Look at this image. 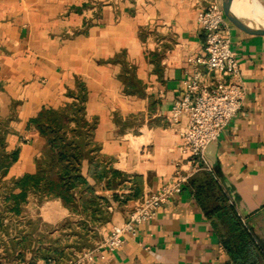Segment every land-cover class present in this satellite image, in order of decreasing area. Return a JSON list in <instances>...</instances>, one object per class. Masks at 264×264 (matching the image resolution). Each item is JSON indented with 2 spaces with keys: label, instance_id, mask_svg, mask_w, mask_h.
Here are the masks:
<instances>
[{
  "label": "crops",
  "instance_id": "0c3cea01",
  "mask_svg": "<svg viewBox=\"0 0 264 264\" xmlns=\"http://www.w3.org/2000/svg\"><path fill=\"white\" fill-rule=\"evenodd\" d=\"M204 6L192 0H0V133L4 150L17 153L0 186L35 173L45 140L30 121L42 109L70 105L81 90L98 155L123 178L108 189L82 164L87 186L103 199L106 220L93 227L99 239L124 222L143 195L176 170H189L169 114L185 93L192 71L187 60L204 56L196 22ZM224 21L245 99L207 147L205 162L264 257V34ZM198 69L211 86L213 76L203 65ZM38 205L55 208L47 216L53 225L83 219L57 199L38 204L29 197L19 216L2 223L18 235L38 221ZM227 234V223L205 215L188 182L135 237L113 253L100 251L93 264H234L223 247Z\"/></svg>",
  "mask_w": 264,
  "mask_h": 264
},
{
  "label": "trees",
  "instance_id": "16d2710c",
  "mask_svg": "<svg viewBox=\"0 0 264 264\" xmlns=\"http://www.w3.org/2000/svg\"><path fill=\"white\" fill-rule=\"evenodd\" d=\"M81 91L83 95L74 98L70 105L56 110L42 109L30 121V125L45 140V145L35 160L34 174L24 175L8 185L0 186V228L2 218L21 214L30 196L37 197L39 201L57 199L68 211L83 218L77 222L78 235L86 231L93 235L94 224L106 220L101 207L103 199L96 197L87 186L81 174L82 164L87 162L90 177L98 183L103 182L108 189L116 188L123 178L108 166V159L98 155V146L92 139L95 122L85 118V95ZM16 159V152L7 153L4 150V134L0 133V178ZM188 182L205 215L209 219L217 218L227 223L228 234L223 247L233 263L264 264V257L234 208L228 205L226 196L212 175L200 171ZM33 236L32 231L22 230L12 239L13 249L21 250L17 254L18 260H24V253L31 247ZM36 238H40L36 242L38 248L36 251L31 249L33 255L26 264H37L39 260L46 263L52 259L59 261V257L65 255L64 249L44 247L41 235H36ZM85 245L91 247L92 244Z\"/></svg>",
  "mask_w": 264,
  "mask_h": 264
},
{
  "label": "built area",
  "instance_id": "2783aa9c",
  "mask_svg": "<svg viewBox=\"0 0 264 264\" xmlns=\"http://www.w3.org/2000/svg\"><path fill=\"white\" fill-rule=\"evenodd\" d=\"M192 2L205 4L198 9L196 16L197 25L205 37L204 56L187 60L192 71L183 81L185 93L173 103L169 114L170 125L179 139V150L182 155L190 157V168L184 172L176 170L157 191L143 195L133 204L124 222L114 226L92 248L68 264H93L100 251L113 253L119 250L127 239L135 237L139 225L151 221L160 206L182 191L193 175L199 171L210 172L205 151L228 126L245 99L236 57L225 32L220 0ZM199 65L213 76L211 86L202 83Z\"/></svg>",
  "mask_w": 264,
  "mask_h": 264
},
{
  "label": "rangeland",
  "instance_id": "374dc122",
  "mask_svg": "<svg viewBox=\"0 0 264 264\" xmlns=\"http://www.w3.org/2000/svg\"><path fill=\"white\" fill-rule=\"evenodd\" d=\"M31 199H35L38 204H41L43 201H39L37 197L30 196ZM53 211H55V208L52 206L49 209H44L42 205H38V209H35L34 215L38 217V221H35L31 224H27L25 226L26 231H32L33 232V241L31 247L26 250L25 255L23 259L27 261L32 257L31 249L36 251L38 248V245H36V242L40 238H36V235L42 236V245L44 247H50L51 249H64L65 255L62 257H59V261H55L56 259H52L49 263L53 264H68L69 262H73L76 260L82 252H84L87 249L92 248L97 242H99L101 239L98 238V232L94 231V234L86 232H81L79 235L77 234V231L79 229L76 220V217H69L65 219L64 221L53 225L52 221L48 220L47 216H52ZM4 213V212H3ZM4 215V214H2ZM75 216V215H74ZM7 217H12L10 215L2 218L3 220ZM44 219V221H43ZM2 220V222H3ZM24 229V228H21ZM13 230V229H12ZM18 231V230H17ZM16 231V233H17ZM17 234H12V231H10L9 227H6L5 224H3L0 228V260H13L14 264H25V261H20L18 263V248L15 250L13 249L12 244V237L16 236ZM91 245V247H88L85 245ZM21 251V250H20ZM19 251V252H20ZM17 261V262H16ZM40 264H48L44 261H38Z\"/></svg>",
  "mask_w": 264,
  "mask_h": 264
},
{
  "label": "water",
  "instance_id": "95a60500",
  "mask_svg": "<svg viewBox=\"0 0 264 264\" xmlns=\"http://www.w3.org/2000/svg\"><path fill=\"white\" fill-rule=\"evenodd\" d=\"M246 0H221V8L226 17L234 25L264 34V25L257 22L245 7ZM237 5L242 7L238 9Z\"/></svg>",
  "mask_w": 264,
  "mask_h": 264
},
{
  "label": "bare ground",
  "instance_id": "6f19581e",
  "mask_svg": "<svg viewBox=\"0 0 264 264\" xmlns=\"http://www.w3.org/2000/svg\"><path fill=\"white\" fill-rule=\"evenodd\" d=\"M245 7L257 22L264 25V6L257 0H246ZM237 8L242 9L239 5Z\"/></svg>",
  "mask_w": 264,
  "mask_h": 264
}]
</instances>
